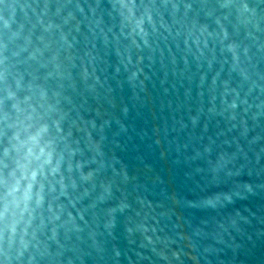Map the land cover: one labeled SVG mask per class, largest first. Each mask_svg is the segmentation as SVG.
<instances>
[{
  "label": "water",
  "instance_id": "water-1",
  "mask_svg": "<svg viewBox=\"0 0 264 264\" xmlns=\"http://www.w3.org/2000/svg\"><path fill=\"white\" fill-rule=\"evenodd\" d=\"M120 4L0 0L51 154L12 264H264V0Z\"/></svg>",
  "mask_w": 264,
  "mask_h": 264
},
{
  "label": "clouds",
  "instance_id": "clouds-1",
  "mask_svg": "<svg viewBox=\"0 0 264 264\" xmlns=\"http://www.w3.org/2000/svg\"><path fill=\"white\" fill-rule=\"evenodd\" d=\"M120 8L129 18L136 17L135 0H121ZM136 23L139 26L142 19ZM4 27H10L7 20ZM3 63L4 60H0V64ZM0 83L4 85V95L0 98V123L5 126L6 136L3 159H0V256L4 257V264H12V252L15 251V259L19 260L27 249L24 240L27 228L20 229V224L26 215L29 217L27 223H30L33 199L38 206L43 202L40 178L44 175L45 165L51 163V154L44 141L47 126L37 127L33 123L31 97L21 99L17 95L8 82L6 70L0 72ZM15 84L18 89L19 81ZM8 102L10 110L6 107ZM8 130L11 131L10 137L6 135ZM18 234L21 248L16 247Z\"/></svg>",
  "mask_w": 264,
  "mask_h": 264
}]
</instances>
